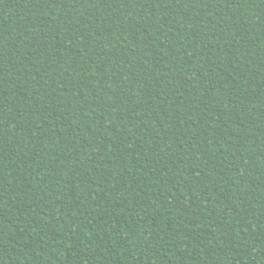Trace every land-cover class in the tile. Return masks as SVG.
Returning <instances> with one entry per match:
<instances>
[{
  "label": "trees",
  "instance_id": "16d2710c",
  "mask_svg": "<svg viewBox=\"0 0 264 264\" xmlns=\"http://www.w3.org/2000/svg\"><path fill=\"white\" fill-rule=\"evenodd\" d=\"M0 264H264V0H0Z\"/></svg>",
  "mask_w": 264,
  "mask_h": 264
}]
</instances>
